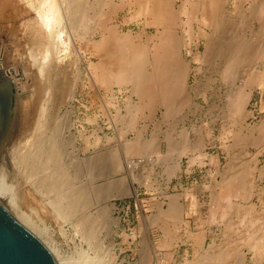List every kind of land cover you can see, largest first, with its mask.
Masks as SVG:
<instances>
[{"label":"bare ground","instance_id":"1","mask_svg":"<svg viewBox=\"0 0 264 264\" xmlns=\"http://www.w3.org/2000/svg\"><path fill=\"white\" fill-rule=\"evenodd\" d=\"M245 3H248L246 6L251 14L246 17H249V22H253V28L248 25L246 27H250L249 30L252 28L251 38L248 37V40L245 37L243 39V35H238L239 24H244L242 20L237 21L235 17L239 16L241 6ZM226 4L233 6L230 12L224 10ZM127 6L130 8L129 19H134L139 24L138 31L132 29L124 31L114 22L115 14ZM11 21H15L14 25H10ZM245 21L246 24L248 21ZM0 23H9L8 26L12 28L18 26L27 36L30 47V51L26 54H22L23 52L19 54L20 48H18L19 44L16 47V41L14 45H8L6 49L0 48V80L9 85L16 83L18 97H20L17 107L20 113L18 112V117L11 125L12 138L6 141L3 155L13 157L23 175L32 181V188L38 192L36 193L39 196L41 195L39 192L42 195L45 192L51 195V200L47 199L48 204L45 200L43 201L45 205L50 204V209L57 211L60 218L62 216L76 218L85 233L93 237L95 221L105 215V212H100L93 218L82 214L84 210H87L86 208H89L94 198L93 193L100 200L103 197L101 201L106 197L129 194L130 188H127L128 186L124 183L126 177L123 176L120 177L125 180L119 181L121 178L115 177L116 180L110 183L108 182V180L111 181L110 179L106 180L109 184L102 182L105 184L102 187L94 186L95 192L92 190L93 185L74 184L76 176H81L77 171L79 167H82L79 166L80 159L89 169L87 173L91 171L90 174L95 172L100 176L103 173L102 176L105 177L106 172L108 175V171L113 172L111 170L113 168L109 166L111 165L107 158L109 152H103L106 155L100 153L99 155L103 156L97 159L89 157L88 154L81 155L83 151L77 143L78 135L72 130L71 119L74 111L73 102L82 84H90L93 81V83L99 82L105 85L106 88L112 86H117L119 90L125 88L129 93V103L125 104L128 107L123 108L126 111L128 109L126 114L129 113L126 129H134L135 135L131 139H122L124 142L121 141L124 145V153L121 154L125 158L123 161L120 159V153L116 152L118 148L115 149V154L109 153V158L112 155L117 160L113 163L114 165L112 164L114 170L124 166L133 174L132 169L136 163L129 159L130 156L155 154L157 163L159 160L166 163L163 171L169 179L167 185L169 189L173 177L184 170L185 155L188 156L187 170L197 160L203 167L208 164L211 166L207 175L212 176V186L205 185L201 189L197 187L199 183L197 186L194 183L191 191L190 187L187 188L182 183L183 193L181 191L172 193L168 190L161 202H158L160 206L157 205L159 210L156 219L159 221L160 230L165 235V239L160 240V246H164L163 248L171 246L169 239L174 238H171L175 231V227L172 230V226L176 221L186 227L191 225L193 217L185 219V216L191 215V212L201 211L199 203L203 195L200 197V190L203 192L206 191L204 189H210L212 204L208 220L210 223L217 224L223 222L225 230L222 234L225 233V235L222 241L218 242L215 234L208 232L207 235L212 234L213 242L211 240L206 247V232L195 231V233L188 230L191 235H186V238L191 236L195 243L200 244L199 248H195L197 255L193 259L188 260L185 255L184 264H264V188L260 190L253 185L251 176L254 177L256 163L252 167L253 171L249 168L250 164H247L252 159L258 162L261 158L258 154L250 156L252 153L247 155L248 152L244 151L245 154L238 155L239 152L234 148L241 136L240 130L234 128L238 119L244 121L251 115L255 116V110L249 108V103L255 94V87L260 89V106L264 108V66L260 69L264 63V0H119V2L114 0H0ZM150 27L155 28L153 33L150 32L151 34ZM95 35H98L97 38ZM196 37L199 38L197 51L190 59L189 55L193 51L190 45ZM201 39H204V48L200 53ZM10 54L22 57L26 66L8 67L6 63ZM66 57L70 64L66 62ZM193 60L198 64H192ZM74 71H76L75 78H71ZM208 71L210 73L206 75ZM193 72L201 73L206 77H195V80L190 83ZM240 73L242 78L239 81L241 79L242 81L237 84L234 78L236 79ZM214 96L216 98L211 102ZM198 97H201L203 102L197 101ZM63 103L68 107L67 111L61 114ZM158 110H161V116L164 118L170 116L174 118L179 113L187 116L214 115L222 121L224 118L225 120L221 122L220 139L229 134L232 142L223 146L227 161L223 162L221 153L212 154L208 151V144L204 137L198 133L192 137V133L195 135L194 131H196L193 123V127L189 130L180 128L177 136L173 129L172 131L169 129L168 132L166 130L167 133L161 131L162 127L158 123L163 122V118H160L159 122L156 121L158 124L156 125H160L158 131L152 130L149 133L135 128L141 111L154 114ZM118 112L120 113L119 107L116 113ZM119 113L116 116L122 118ZM94 116L92 118H95ZM174 124L176 122L168 123L167 127ZM242 127L246 128L243 125ZM251 127H249L251 128L250 137L245 138L247 143L244 142L247 145L254 143L255 136H258V134L254 136V133H260L261 137H258L264 138V116ZM120 130L123 129L120 128ZM87 135L83 137L85 141L82 142H86ZM121 137L124 138V136ZM93 138L99 142V133L96 132ZM258 144L256 147L260 146ZM258 148L256 149L259 150ZM257 150L253 153L260 152ZM110 159L112 161V157ZM239 159L243 167L240 163L238 166ZM152 160L150 162H153ZM71 168L74 169V174L75 170L78 173L75 178L74 175L73 178L70 176ZM143 168L146 169V167ZM35 169L42 170L43 174H39V171ZM95 173L93 176L88 173L89 179H98L99 176ZM142 175L144 174L141 172L140 177ZM136 178L134 179H139L137 175ZM0 192H6V185L1 181ZM182 194L189 195L190 200L187 204L183 201ZM40 197L43 199V196ZM0 202L16 219L46 243L59 264H96L94 258L84 254L78 260L61 257L58 251L43 238L39 226H35L32 217L18 207L13 197H8L7 200L0 197ZM204 219H200L202 224L208 221ZM171 223H173L172 226ZM97 247L100 249L99 243ZM146 255L144 254L140 261L148 262L152 259L151 255L149 258ZM100 262L99 264H105L103 261Z\"/></svg>","mask_w":264,"mask_h":264},{"label":"rangeland","instance_id":"2","mask_svg":"<svg viewBox=\"0 0 264 264\" xmlns=\"http://www.w3.org/2000/svg\"><path fill=\"white\" fill-rule=\"evenodd\" d=\"M114 1L119 2V0H117V1L114 0ZM246 5H248V3H245L243 6H241L242 9L240 12H242V13L239 12V16L236 15L235 17H237L236 18L237 21L242 20V24H244V25L239 24V30L237 31L239 34L238 33L237 34L243 35V39L246 38V40H248L249 38H251L250 36L252 34L253 22L251 20L250 21L252 23L249 22V17H246L250 14V10L248 9V7ZM127 7L120 9L115 14L114 22L116 24H118L121 27V29L124 31H126V30L128 31L130 29H132L134 31H138L139 30V24L136 20L134 21V19H129L130 8L129 7L127 8ZM224 7H225L224 10L226 12H230V10L233 8V6L230 4H226ZM244 11H245V13H244ZM124 13H125V15H124ZM242 14H243V16H242ZM244 21L245 22L248 21L247 23H249L250 25L247 23L245 24ZM11 22L12 23L10 25H14L15 21L14 22L11 21ZM8 24L9 23H5V24L0 23V48L6 49L8 45H14V41H16L17 42V43H15L16 47L19 44L18 48H20V49H18L20 51L19 54H21L22 52H23L22 54H26L27 52H29L30 47H29V43H28V38L23 33V30H20L18 28V26H16V28L9 27ZM247 25L252 27V28L249 30L250 27L246 28V27H248ZM257 25H259V24H257ZM240 28L241 29L244 28V29H242L243 31ZM154 29L155 28L150 27L149 33L150 32L153 33ZM242 32L244 34H242ZM97 36L98 35H95L96 38H97ZM194 39L195 40H193L191 45H190L191 49L196 47L197 42L199 41V38H197V37ZM200 42L201 43H200L199 49H200V53H201V51L204 48V39H201ZM195 54L196 53H194L192 51L191 54L189 55L190 59L192 57H194ZM66 58H67L66 62H68L69 59H68V57H66ZM73 60H74V58H73ZM65 63L63 65H65ZM72 63H74V62L72 61ZM6 64L8 67H17L18 65L19 66H24V65L26 66L25 60L22 59V57H18L15 55L13 56L12 54H10ZM192 64L197 65L198 62L193 60ZM263 66H264V63L262 64V67L260 69H262ZM75 72L76 71H74V74L71 72L72 73L71 78H73V77L75 78ZM209 73L210 72L208 71L206 73V75H208ZM201 75H202L201 73L193 72L191 75V78H190V80H191L190 83H192L195 80V77H199V78L200 77H206L205 75H202V76ZM83 77H85V75ZM240 78H242L241 73L236 77V79L234 78V81H236V83L239 84L242 81V79H241V81H239ZM0 82H1L0 83V181L6 185V192L5 193L0 192V197L2 199H5V200H7L8 197H11V198L13 197V199L17 203L18 207L21 208L23 211H25L27 214H29L32 217V220L34 221L35 226H39L43 238L47 241V243L50 244V246H52L53 248H55L58 251V254H60L61 257H66L67 259H72V260H78L80 258V256L84 254V255H87L88 257L94 258V262L96 264L101 263L100 261L105 262V264H144V263L145 264H147V263H149V264H157V263L158 264H184L185 255H186V258L188 260L193 259L194 256L197 255V253L195 252V248L196 247L199 248V244H200V243L197 244V242L195 243V240L191 236H187V238H186V235H188V234L191 235V233H189V232H195V231L201 232V233L206 232V236H205L206 237V241H205L206 247L209 245L208 243H211L212 234H215V236L217 238L216 241H218V242L222 241L223 236L225 235V233L222 234V232H224V230H225V224L223 222H221V223L218 222V224L216 222H211V223L209 222V220H208L209 216L208 215H209L210 210H211L210 205L212 204V201H211L212 198L210 197L211 190L210 189H204L206 191L202 192V190H200V197H202V195H203V197L200 199V203H199L200 204L199 209L201 211H199V213H197L198 211L197 212H191L192 213L191 215L187 214L185 216V219H187V217H193V222L191 223V225L186 227L182 223L177 222V221H176V223L174 221V223L176 225L171 223V226L173 224L172 230L175 227V229H174L175 231L173 232V236L171 237V238H173V237L174 238L172 240L169 239L171 241L170 242L171 246L170 247L166 246L167 248L166 247L163 248L164 246L163 247L160 246V242L163 239H165V235L160 230L159 223H158L159 221H157V219H156V215H157L158 210H159V207H157V205H159L158 202L159 201L161 202V200L163 199V195L168 190H169V192H172V193L180 192V191L183 193V186H185L187 188L190 187L189 189L192 191V187L194 186V183H197V184L199 183L198 186H197V184H196V186L201 188V189H203L205 187V185L212 186L213 185L212 176L207 175V173H209L211 166H209V164H208V165L203 167V165L200 163V161L197 160L193 164L194 169L191 172H188L187 171V165H186L188 163L187 162L188 156L185 155L183 157L184 170H181L179 172V175H175L173 177L172 181L170 182L171 186L169 189L167 188L169 179L167 177V174L163 171L164 165L166 163L163 160L162 161L159 160L157 163L156 162V156H154L155 154H152L150 156H149V154H148V156H146V155H144V156H137V155L136 156H134V155L130 156L129 159L133 160L136 163V164H134L133 169H132L133 174L131 172H128L129 169L126 167L124 168V166L121 168H118L116 166V168H118V170L116 168L115 169L117 171L120 170L119 172L114 170V167H113L114 164L113 163H115V161H117V160L112 155H110L112 157V161H110L111 157L109 158V153L112 154V152H114V154H115V151H116L115 149L118 148L116 152H118V154L120 153V159H122V161H123L124 156L121 155L124 153V151H123L124 145L122 144L124 142L123 140H126L127 138L131 139L135 135L134 129H132V128L126 129L127 118H128L129 113L126 114L128 109H127V111H126V109H123L125 107H128L125 104L127 102L129 103V93H128L127 89H125V88H123V90H119L117 86H112V87L106 88L105 85H102L99 82L93 83V81L92 82L90 81L91 82L90 84L84 83L79 87V91L76 94V99L73 102V104H74L73 110L74 111L71 114V119H72V123H73L72 124V130L75 131L76 134L78 135V142L77 143H78V146L80 144L79 147L82 148V151H83L81 153V155L84 156V155L88 154L89 157H92V158L96 157V159H97V157L101 156L102 154L106 155V153L109 152V153H107V156H108L107 158L109 160L108 161L109 164L111 163V165H109V164L108 165L112 166L113 169H111V167H110V169L113 170V172H115V173H113L112 171H108L109 175L106 172L107 175L105 174V177H103L102 176V175H104L103 173H102V175L99 176L98 175L99 173L96 174L94 172L96 175L99 176V178L97 179L96 177H92V178H94V179L96 178V179L91 180V179H89V177L87 175L88 173L90 174L91 171L87 173V171H89V169L85 165H83V162L80 159V160H78L79 163H81L79 166H82V167H79L78 168L79 170H77V171H78L79 175H81V176H76L78 173L75 170V174H74L73 168H71V170H70V173H71L70 176H72V178H73V175H74V178H75V176L77 177L76 179H74L75 180L74 184H78L80 186H84L85 184H87V186L93 185L92 186L93 192H95L94 186L97 185V187L98 186L102 187L105 184H109L110 182L115 181L116 180L115 177L118 179L121 178L119 181L126 179L125 182L124 181L123 182L126 184V186H128L127 188H130V191L128 190L129 194H123L121 196L118 195L116 197H114V196L113 197L110 196L108 198L106 197V198H104L103 201H101L103 199V197L100 200V198H96L98 196L94 195V193H93L92 197L94 196V198H92V202L90 203L91 206L89 205V208H86L87 210L86 211L84 210V212L82 214H84L85 216H88V217L90 216V217L95 218V216H98V214L100 212H105L104 217L100 218L102 220L97 219L94 223V236L93 237H89L85 233V231L82 228V225L79 222H77L76 218L75 219L73 217L66 218L62 215H61L62 217L60 218V214H57V211L54 210L55 211L54 212L53 208L50 209V207H49L50 204L45 205V202H43L45 200L46 204H48L49 201H47V199L51 200V197H50L51 195L49 193L45 192V194H46V195L44 194L46 196L45 197L44 195H42L41 192H39V194H41L40 196H43V199H42L37 194L38 192L32 188V181H30L29 178H26L27 176L23 175L20 168L15 164L13 157L12 156H6L7 157L6 158L3 155V153H4L3 148L5 147L4 145H5L6 141L8 142V139L12 138L11 134H10L11 133L10 132L11 131L10 130L11 125L20 113L19 112L20 109L17 108L18 103H19L18 99L20 97H18L19 92L17 90L18 87L16 86V83L13 85H9V84H6L5 82H2L1 80H0ZM93 85H95V86H93ZM254 91H255V94H254L251 102L249 103V108L255 110V116L251 115L250 117H247L246 120H244V121L241 119H238V122L236 123L234 128L237 129L238 131L240 130L241 136L238 139V141L236 142V144L234 145V148L239 152L238 155L245 154L244 152H246V153L248 152L247 155H250V153H252L250 156H252L253 154H254V156L256 154L260 155V158H261L260 161L255 162V160L252 159V160L248 161L247 164H250L251 167L249 166V168L252 169L251 171H253L252 167L255 166L254 163H256V166L254 167V170H255V168H256V170L253 171L254 177L250 175V174H252L251 171H250L251 173L249 175L253 178L252 181H253V185H255L254 187L257 189L263 190L262 188H264V152H263L264 151V149H263L264 148L263 147L264 146V138L260 139L261 134L260 133H254V136L258 134V136H260V137L255 136L254 143H248V145L245 144V143H247L245 141V138H247L251 134L250 133V130L252 128L251 126H254L255 122H258V119H260L262 116H264V108L262 109L260 106V101H261L260 89L255 87ZM86 95H89V96H86ZM125 97H127V98H125ZM215 98H216L215 96L212 97L211 102L214 101ZM125 99H127V100H125ZM197 101L203 102V99L201 97H198ZM63 104L64 105H62L61 114L65 113L67 111V107H68L67 104H65V103H63ZM64 106L66 107V109ZM118 107L120 108V113L119 112L118 113H119V115L121 114L122 118H119L120 116H116L118 114V113H116L118 111ZM102 108H105V109L103 110ZM122 113H123V115H122ZM140 113H141V115L139 114L138 119L136 120V126H135L136 129L138 128L139 130H146L150 133L152 130L153 131L160 130L159 126L161 125V127L163 129V130L161 129V131H163V133H167L169 131V129H170V131H172V129H173V131L175 132V135L177 136V134L179 133V131L181 129L183 130V128H187L189 130L190 127L195 126V128H196L195 129L196 131H194L195 135H194V133H192V137L196 136L197 133L200 136L204 137L205 142L208 144V147H207L208 151L212 154L218 153V152L221 153L223 162L227 161V158H226L227 154H226V151L223 149V146H225L226 144H230L232 142H231V138H230L231 135H229V134L224 135V137L222 139H220L221 122H223L225 120L224 118L222 121L221 118L215 117L214 115L213 116L212 115L211 116H196V115L191 114V115L187 116V115H183V114L179 113V114L175 115L174 118H172L173 116L167 117L169 119L168 120L167 118H164L161 116V110H158L154 114L149 112V111H147V112L141 111ZM109 114L112 116L110 117ZM181 115H183V116L180 117ZM93 116L95 118H92ZM115 116L117 117V119H119L118 122H117V119ZM114 117H115V119H114ZM148 117H150V118H148ZM151 117H152V119H151ZM112 118H113V123H112ZM145 118H147V119H145ZM160 118L161 119L163 118L162 119L163 122L160 121ZM172 119H173V121H172ZM123 120H125L126 122ZM95 121H97V122H95ZM156 121L157 122L160 121L158 123V124H160L159 126H157L158 124L156 123ZM174 121L176 122V124H174L175 126L169 125V127H167L168 123L169 124H172V122L175 123ZM115 122H116V124H115ZM239 122H240V124H239ZM192 123H193V126H192ZM99 125H100V127H99ZM242 125L246 126V128L242 127ZM140 127H141V129H140ZM145 127H146V129H145ZM157 127H159V128H157ZM249 127H251V128H249ZM120 128L123 130L126 129V130H124L125 132L123 130H120ZM84 129H85V131H84ZM92 130H93V132H92ZM94 130H95V132H94ZM166 130H167V132H165ZM118 131H120V132L122 131L124 133L121 132V134H122L121 135L120 132H118ZM96 132H98L99 136H100L99 142H98V140H95L96 139L95 137H94L95 139L93 138V136H96ZM245 132H246V137H245ZM119 134L121 136H124V138H122ZM85 135L88 136L87 140L89 141V143H88L89 145L87 144V142H88L87 140H86V142H82V141H85L83 139V137H85ZM125 135H126V137H125ZM254 136L252 134L253 138H254ZM241 137H242V140H240ZM214 140H215V142H214ZM261 140L263 142H261ZM121 141H123V142L121 143ZM96 142H97V144H96ZM257 144L260 145V146H258L259 148L256 147ZM84 145H87L89 148H87V146L85 147ZM121 145H123V146H121ZM261 147H263V148H261ZM256 148H258L259 150H257ZM256 150L260 151V152L253 153ZM121 151H123V152H121ZM103 152H106V153H103ZM100 153H102V154L99 155ZM91 155H93V156H91ZM152 156L155 158H153ZM147 157L149 159L151 158L150 161L153 158V160H152L153 162H150ZM243 158H244V156H243ZM154 159H155V163H154ZM145 160H146V162H145ZM237 163H238V166L241 165L240 159L237 160ZM239 163H240V165H239ZM143 164H145V165L143 166ZM151 165H152V169H151ZM142 166L146 167V169H144ZM84 167H86V168H84ZM241 167H243V165H241ZM35 170L39 171V174H43L42 170H40V169H35ZM121 170H123V171H121ZM81 171H83V174H81ZM140 171L142 172V174H144L141 177H140V175H141ZM135 172H136V174H134ZM93 174H90V175L93 176ZM136 175L138 176L139 179L140 178H142V179L135 180V179H137ZM120 176H123L126 178L123 179V177H120ZM80 177H82V178H80ZM252 178H250V179H252ZM108 179H110L111 181H109ZM118 179H117V181H118ZM106 180H108L109 183ZM196 180H198L199 182ZM102 182H104L105 184ZM182 183H183V186H182ZM89 184H91V185H89ZM6 196H8V197H6ZM184 197H185V199H184ZM182 199L187 204L188 200H190V197L188 194H187V196L182 194ZM202 203H203V205H202ZM88 209H89V211H88ZM87 211H88V213H87ZM199 214L201 216H199ZM203 218L208 220V221L204 222L205 224L201 223L200 219H203ZM199 220H200V222H199ZM206 222H207V224H206ZM201 224H202V226L200 228L199 226ZM195 225L196 226L198 225L197 226L198 228H196ZM203 229H205V230H203ZM188 230H189V232H188ZM208 232H211L212 234L209 233L210 236H208L209 235V234L207 235ZM185 233H187V234H185ZM177 237H179V238H177ZM212 242H213V240H212ZM218 242H216V243H218ZM97 243H99L100 249H99V247H97ZM172 244H173V246H172ZM144 254L148 255V257L146 255L147 258H149V256L151 255V257H150V258H152V259H150L151 261L150 260H148V262L140 261V260H142V256ZM113 255L114 256L116 255V257H114ZM97 260H100V261H97Z\"/></svg>","mask_w":264,"mask_h":264},{"label":"water","instance_id":"3","mask_svg":"<svg viewBox=\"0 0 264 264\" xmlns=\"http://www.w3.org/2000/svg\"><path fill=\"white\" fill-rule=\"evenodd\" d=\"M0 264H59L46 243L1 202Z\"/></svg>","mask_w":264,"mask_h":264},{"label":"crops","instance_id":"4","mask_svg":"<svg viewBox=\"0 0 264 264\" xmlns=\"http://www.w3.org/2000/svg\"><path fill=\"white\" fill-rule=\"evenodd\" d=\"M196 51H197V46L193 48V52L196 53ZM193 169H194V166H191L190 169H188L187 171H188V172H191ZM196 181H198V180H196ZM201 181H202V180H201ZM198 182H199V181H198ZM196 184H197V183H196Z\"/></svg>","mask_w":264,"mask_h":264}]
</instances>
